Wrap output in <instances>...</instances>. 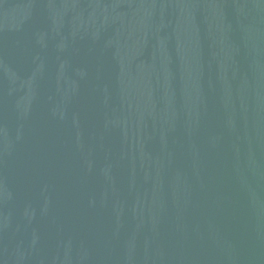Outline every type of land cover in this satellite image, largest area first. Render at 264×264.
I'll return each mask as SVG.
<instances>
[{"label": "water", "instance_id": "1", "mask_svg": "<svg viewBox=\"0 0 264 264\" xmlns=\"http://www.w3.org/2000/svg\"><path fill=\"white\" fill-rule=\"evenodd\" d=\"M0 264H264V0H0Z\"/></svg>", "mask_w": 264, "mask_h": 264}]
</instances>
